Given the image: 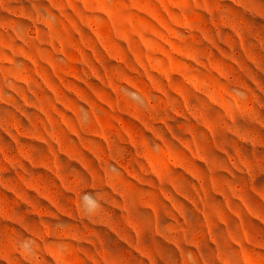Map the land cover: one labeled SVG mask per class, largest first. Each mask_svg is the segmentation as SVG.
<instances>
[{
	"label": "rangeland",
	"instance_id": "obj_1",
	"mask_svg": "<svg viewBox=\"0 0 264 264\" xmlns=\"http://www.w3.org/2000/svg\"><path fill=\"white\" fill-rule=\"evenodd\" d=\"M0 264H264V0H0Z\"/></svg>",
	"mask_w": 264,
	"mask_h": 264
},
{
	"label": "clouds",
	"instance_id": "obj_2",
	"mask_svg": "<svg viewBox=\"0 0 264 264\" xmlns=\"http://www.w3.org/2000/svg\"><path fill=\"white\" fill-rule=\"evenodd\" d=\"M98 207L97 199L92 195L82 197V210L85 214H91L96 211Z\"/></svg>",
	"mask_w": 264,
	"mask_h": 264
}]
</instances>
